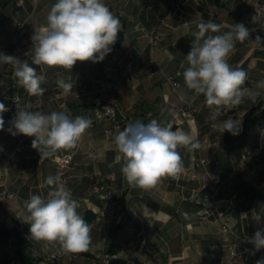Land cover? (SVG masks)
Returning <instances> with one entry per match:
<instances>
[{"label":"crops","instance_id":"1","mask_svg":"<svg viewBox=\"0 0 264 264\" xmlns=\"http://www.w3.org/2000/svg\"><path fill=\"white\" fill-rule=\"evenodd\" d=\"M263 1L192 0L179 7L176 0H103L122 24L115 44L110 46L112 51L106 55L124 62L112 74L119 82L118 114L125 118L121 130L136 121L147 124L156 119L161 124L171 123L173 130L182 128L189 132L202 147L193 151L181 147L178 151L184 168L194 173L179 180L162 179L149 190L130 186L121 172L122 165L115 160L114 141L105 138L104 131L111 125L106 119L86 130L75 149L59 150L54 156L41 159L31 146L34 137L9 133L16 113L12 109L3 113L0 150L19 144L25 149L15 161L3 163V183L14 197L4 196L0 185V228L13 229L23 224L27 227L25 235H30L25 202L32 195H47L46 178L56 175L58 158L70 153L74 161L66 186L78 201V213L90 226L92 243L87 251L65 253L60 263L46 264H101L102 254L125 264H166L169 258L175 259L174 264H256L260 257L232 258L228 245L236 236L254 235L264 229V195L255 198L249 209L242 205L248 187L264 192V153L240 165L242 154L264 145V88L257 87L264 81V10L260 9ZM55 2L0 0V53L25 60L46 77L41 85L45 89L43 95L30 96L18 85L12 66L0 64V102L9 106L16 98L21 106L30 105L31 110L50 113L67 109L72 118H94L87 96L67 99L62 107L54 93L59 89L58 79L71 83L76 92H94L104 78L103 60L77 61L71 71L32 64L31 37L35 28L46 24ZM209 21L220 24L221 32L236 23L249 29V40L235 42L228 62L247 72L245 85L258 93L255 100L243 99L234 113L221 108L217 121L209 119L211 109L205 104L204 95L190 90L182 75L188 66L185 56L191 50L192 34L201 22ZM152 29L160 34L155 48L149 44ZM149 66L158 68L157 74L143 75L142 70ZM170 77L179 81V87L173 86ZM184 105L195 108L193 119L181 116L179 108ZM228 117L241 121V126L249 118L246 143L233 151L225 148L224 137L229 132L221 134L212 126ZM215 179L223 182L216 196ZM233 197L237 201L231 207L228 201ZM219 212L223 213L222 218ZM223 221L234 235L221 233ZM1 240L0 236V264H21L15 258L21 249L19 240L14 235ZM31 242L29 254L33 263L60 249L59 244L35 239Z\"/></svg>","mask_w":264,"mask_h":264},{"label":"clouds","instance_id":"2","mask_svg":"<svg viewBox=\"0 0 264 264\" xmlns=\"http://www.w3.org/2000/svg\"><path fill=\"white\" fill-rule=\"evenodd\" d=\"M46 21L35 28L31 37L32 64L69 71L77 61H102L112 51L110 46L115 44L122 28L119 17L103 0H56ZM197 27L192 34L191 50L185 56L188 66L182 75L190 90L204 95L205 104L211 109L209 119L217 121L221 108L231 110L245 97L255 100L258 95L244 87L247 72L233 68L228 62L235 42L249 40L250 32L243 23H236L225 32H221L220 24L211 21L201 22ZM0 64L12 66L18 85L30 96L43 95L45 89L41 85L46 82V77L35 67L3 53H0ZM57 85L65 92L73 87L63 79H58ZM257 87L264 88V81H260ZM7 111L6 105L0 102V131L4 130L3 113ZM10 125V134L34 137L31 146L42 159L54 156L59 150L75 149L92 121L83 116L72 118L67 109L45 113L31 110L30 105L17 104ZM212 126L221 134L227 131L238 135L241 121L228 117ZM114 145L115 160L122 165L125 180L130 186L144 190L154 188L164 178H177L184 172L179 148L193 151L202 147L189 132L182 128L173 130L171 123L161 124L156 119L147 124L142 121L128 124L117 132ZM46 184L49 186L46 196L32 195L25 202L31 238L59 244L64 253L89 250L91 229L78 213L79 204L71 190L59 174L48 176ZM259 219L257 216L256 220ZM248 242L253 244L255 251L264 249V229L257 230ZM256 264H264V258L257 260Z\"/></svg>","mask_w":264,"mask_h":264},{"label":"built area","instance_id":"3","mask_svg":"<svg viewBox=\"0 0 264 264\" xmlns=\"http://www.w3.org/2000/svg\"><path fill=\"white\" fill-rule=\"evenodd\" d=\"M191 1L192 0H176V5L179 7L187 6L191 3ZM260 9L264 10V1L261 2ZM19 28H21V26H19ZM159 41H160L159 32L156 29H152L149 32V44L151 48H155L159 44ZM103 64H104V78L101 80L98 88L94 92L88 93L83 90L76 92L72 89L68 92H65L63 89L59 88L54 93V98L60 102L62 107H65L67 99H70L73 97L87 96L88 99L91 101L93 108H94V112H95V117L90 118V120L92 121V125L90 128H92L98 120H103V119L109 120L111 122V125L110 127L105 129L104 135L106 139L114 141V137L117 134V132L121 130L122 125L125 121V118L122 116H119L118 114L121 108L120 98H119V82L113 78L112 74H113L114 69L117 66L119 67L123 66L124 62L121 59L110 58L109 56H105V58L103 59ZM158 71H159L158 68L149 66L142 70V74L150 77V76H154L155 74H157ZM169 79L172 81V84L174 87H179L180 83L178 80H173V78L171 77ZM244 87L250 89L248 85H245ZM16 102L18 105H21L20 102L16 100L11 105L6 106V107L9 110L16 109L17 108ZM239 105L235 106L231 110H229L228 108H224V111L229 114L234 113L239 109ZM179 112L183 118L193 119L195 116L196 110L190 105H186V106L184 105L179 108ZM24 149H25V146L23 144H19L11 149L0 150V185L3 188L2 190L3 195L8 198H13L14 194L8 191L4 186L3 177L5 174V170H4L3 163L15 161L18 158L19 154L22 153ZM262 153H264V145H257V146L252 147L248 152L241 155L240 165L244 166L249 161H251L253 158L259 156ZM73 161H74V155L70 153L61 155L57 160L56 175L59 174L65 183L68 180L67 174L70 168L72 167ZM205 162L206 161L204 159L201 160L202 164H204ZM193 173H194L193 170L184 168V172L177 178L168 177L164 179L179 180L183 176L191 175ZM111 178L113 177L111 176ZM214 183H215L214 195L216 196L219 192V186L223 182L220 179H215ZM103 198L110 199V196H103ZM236 201H237L236 197L231 198L228 201L229 206L233 207L236 204ZM219 216L222 218L223 213L219 212ZM220 231L223 234H230V235L235 234L230 228L229 224L225 221H223ZM253 236L254 235H244L242 237L236 236V240L231 241L230 244L228 245V250L231 254V257L235 258V257L244 255L249 258H253V257L264 258V249L255 251L253 244L248 242L249 238ZM25 238L26 240L30 242L32 241V238L30 235H25ZM240 243L243 244L242 249H240ZM253 252H255L254 255H253ZM64 255L65 253L61 249H59L56 252H53L49 255L41 257L40 259H37L36 261H34L33 264H46L50 262L60 263ZM100 259H101V264H110L111 256L108 254H102L100 256ZM174 263H175V259L173 258H169L166 262V264H174Z\"/></svg>","mask_w":264,"mask_h":264},{"label":"trees","instance_id":"4","mask_svg":"<svg viewBox=\"0 0 264 264\" xmlns=\"http://www.w3.org/2000/svg\"><path fill=\"white\" fill-rule=\"evenodd\" d=\"M243 123L241 126V130L238 135H232L228 133L224 137L225 148L228 151L236 150L237 148L243 147L246 143L247 131H248V120ZM245 202L242 203L244 209H249L251 207V203L255 198L262 197L264 195L263 190H256L252 187H248L244 192ZM27 227L23 224L15 227L13 229H7L5 227L0 228L1 238L4 241L9 236L14 235L21 244V249L18 250L15 254V258L20 261L21 264H33V258L29 254L30 249L32 248V242L26 240L25 233ZM110 264H125L119 260H111Z\"/></svg>","mask_w":264,"mask_h":264}]
</instances>
